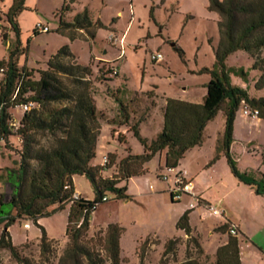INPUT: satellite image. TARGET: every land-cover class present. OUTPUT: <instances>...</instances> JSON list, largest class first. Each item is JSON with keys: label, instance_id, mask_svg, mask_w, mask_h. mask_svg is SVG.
Listing matches in <instances>:
<instances>
[{"label": "rangeland", "instance_id": "374dc122", "mask_svg": "<svg viewBox=\"0 0 264 264\" xmlns=\"http://www.w3.org/2000/svg\"><path fill=\"white\" fill-rule=\"evenodd\" d=\"M64 1L25 0V10L17 18L18 35L7 21L14 0H0V61L8 60L10 53L18 48L19 68L33 70V78L38 80V71H46L51 57L68 46L77 62L91 67L93 97L103 119L94 160L97 166L104 157L122 151L121 135L128 138L134 155L141 152L140 142L133 132H128L127 118L132 124H139L146 117L140 133L152 141L162 132L160 121L164 124L167 99L203 103L211 76L200 75L199 71L205 67L212 69L216 62L214 49L219 40L220 22L219 14L210 10L208 0H79L72 5V11L62 13ZM85 9L94 21L100 20L107 27L97 30L94 41L82 33L72 39L67 33L58 32L62 15L70 22ZM38 26L48 27L49 32L39 31ZM111 37L115 41H110ZM119 39H124L122 49ZM178 50L183 52L182 57ZM158 52L164 57L162 63L151 61V55ZM227 68L233 86L244 90L252 86L256 73L247 53L232 54ZM3 78L0 73V82ZM261 95L264 97V91ZM22 112V109L11 110L16 120ZM242 112L243 105L237 115ZM225 121V114L219 111L213 125L203 132L205 143L186 152L174 171L161 170L158 157L148 162L145 167L148 173L129 184L134 195L131 198L115 200L114 194L107 193L108 201L99 205L92 215L86 237L88 247L106 259L102 249L107 227L116 223L124 230L120 239V264H180L188 259L199 264H215L218 248L230 237L225 225L230 223L227 219L231 216L242 227L238 235L241 263L264 264V204L247 199V194L237 187L242 182L232 173L221 150ZM261 122V128L249 130L251 134L244 133V127L238 124L243 134L233 147L231 157L240 174L264 184V121ZM113 128L118 130L112 132ZM20 149L18 137H11L7 146L0 147V196L5 201L10 199L12 190L1 174H5V168L14 167L20 159L17 155ZM217 156L216 162L210 165ZM183 170L198 188L204 189L206 197L214 199L223 192L230 193L224 209L227 217L215 218L200 206L191 210L192 197L180 202L171 200L174 177ZM114 176L111 172L107 177ZM77 177L83 198L93 200L95 195L89 181ZM56 207H49L45 211L48 217L43 218L42 226L49 240L47 251L41 249L40 230L33 228L31 221L23 220L9 229L21 261L9 250H2L1 264H66V250L71 247L66 229H50L53 223L59 222L53 218ZM187 211H190L191 236L176 227ZM26 223L30 229L24 227ZM217 227H222L221 231ZM2 231L3 225L0 235ZM170 240H176L174 251L164 257L165 245Z\"/></svg>", "mask_w": 264, "mask_h": 264}, {"label": "trees", "instance_id": "16d2710c", "mask_svg": "<svg viewBox=\"0 0 264 264\" xmlns=\"http://www.w3.org/2000/svg\"><path fill=\"white\" fill-rule=\"evenodd\" d=\"M77 1L65 0L61 12L72 11V5ZM208 2L210 10L219 14L220 22L219 41L214 49L216 62L212 69L205 67L199 71L200 75L211 76L203 103L167 99L162 132L153 141L143 138L139 124H132L127 118L130 131L143 146L144 153L133 155L128 148V156L121 160L114 177H105L104 172L116 164V155L107 156L108 164L105 166L93 165L102 117L97 112L93 97L91 67L77 62L68 46L51 57L46 71H38V80L33 78V70L19 68L18 48L10 53L8 60L0 61V73L3 70L4 76L0 82V147L7 146L11 137H18L21 145V149L17 150L20 159L15 161L14 167L5 168V174H1L12 194L7 201L0 196V226L3 225L0 252L9 250L13 257L21 261L9 229L23 220L31 221L40 230L41 249L47 251V231L39 221L48 217L45 211L51 206H57L54 213L70 206L66 236L71 247L66 250V264H106L108 261L120 264L123 228L116 223L108 225L102 249L107 257L102 258L99 251L87 245L92 215L105 202L104 199L108 201L107 193L114 194L115 200L129 199L126 183L133 177L146 175V164L157 154L166 150V169H176L186 152L202 146L203 132L219 111H223L226 117L223 150L232 173L240 182L254 188L257 195L264 197V184L240 174L230 155L239 107L245 101L264 120V97H251L246 90L233 86L226 64L229 56L244 51L253 60L252 68L261 73L256 89H264V0ZM24 3L25 0H14L7 14L11 29L18 35L17 18L25 10ZM63 16L58 32L67 33L72 39L82 33L94 41L97 30L107 29L100 20L92 19L88 9L79 12L70 22L65 21ZM178 51L182 57L183 52ZM25 105L32 106L16 120L11 110ZM127 116L124 114V117ZM123 141L121 136L120 142ZM217 159L218 156L210 165ZM75 176H83L89 181L95 195L93 200L80 196L74 199ZM123 183L125 186H122ZM176 227L191 236L190 211L180 217ZM225 227L228 229L227 224ZM175 245L176 240L168 241L163 256L171 255ZM180 264L199 263L188 259ZM215 264H242L238 238L230 236L218 248Z\"/></svg>", "mask_w": 264, "mask_h": 264}, {"label": "crops", "instance_id": "0c3cea01", "mask_svg": "<svg viewBox=\"0 0 264 264\" xmlns=\"http://www.w3.org/2000/svg\"><path fill=\"white\" fill-rule=\"evenodd\" d=\"M219 41V40H218ZM216 42H217V40L214 42V44L216 45ZM217 45H218V43H217ZM263 56H264V54H263ZM230 57V56H229ZM228 57V58H229ZM251 59V58H250ZM228 60V59H227ZM251 62H252V66H253V60L251 59ZM226 64H227V61H226ZM253 69V68H252ZM253 71L256 73V76L253 78V80H252V86L251 87H248V89L246 90L249 94H250V96L251 97H254V98H262L263 96L261 95V92L262 91H264V89H262V90H257L256 89V83L258 82V80L260 79V76H261V73L258 71V70H254L253 69ZM178 100H181V99H178ZM191 103V102H190ZM195 104H202V103H195ZM16 110H19V109H16ZM16 110H13V111H16ZM163 113H164V111H163ZM23 114V113H22ZM103 120V119H102ZM146 121V117L144 118V119H142V120H139V130H141L142 129V124H143V122H145ZM261 121H264V120H262V119H260V118H256V119H253V118H247V117H245V116H243V115H237L236 114V119H235V123H234V141H233V143H232V147H231V149H230V155L231 156H233L232 155V150H233V147L235 146V144L238 142V140H239V138H240V135L241 134H243V132L245 133L246 131L248 132V134H251V130L253 129V128H261ZM130 122H132V120H130ZM101 124H102V122H101ZM163 123H162V120L160 121V126H161V129H163V126H164V124L162 125ZM238 124H241L244 128H243V132H240L239 131V129H238ZM211 125H213V120L211 121V122H209L208 123V125H207V127H206V129L208 128V127H210ZM118 129H116V128H113L112 129V132L113 131H117ZM250 130V131H249ZM128 132L130 133L131 131H130V127L128 126ZM122 137H124V141H123V143H121L122 144V147H123V149H122V151L121 152H117V153H115V154H112V155H116V164L113 166V168L112 169H110L109 171H107L108 173H106V172H104V176L105 177H107L108 175H109V173H111V172H113L114 174H116V170H117V167H118V165H119V163L121 162V160H123L124 158H126L127 156H128V152H127V149L129 148V149H131V147L129 146V143L127 142L128 141V138L126 137V136H124V135H121ZM157 138V137H156ZM155 140V139H154ZM204 140V139H203ZM153 141V140H152ZM203 143H205V140L203 141ZM120 144V145H121ZM249 145H251V144H253L252 142L251 143H248ZM199 147H201V146H197L196 148H199ZM219 149H220V147H219ZM221 150H223L222 148H221ZM140 153L139 154H137V155H141V154H143L144 153V148H143V146L140 144ZM219 152H220V150H219ZM131 153L133 154V151H132V149H131ZM223 153V152H222ZM166 154H167V151L165 150V151H163V152H161V153H159V154H157L154 158H156V157H158L159 158V162H160V164H161V170H163V168H166L165 167V162H166ZM220 154V153H219ZM224 154V153H223ZM134 155V154H133ZM185 157V156H184ZM95 160V159H94ZM93 165H95V166H97L95 163H94V161H93ZM100 166H102V163L100 164ZM146 167V166H145ZM175 170V169H174ZM174 170H172V171H174ZM180 173L181 174H184L185 175V177H186V179L188 180V181H192L193 182V190H194V193L198 196V197H200L201 198V202L197 205V206H200L201 208H203V210H206L207 211V205L208 204H213V205H217V206H220V208L222 207V210H224L225 209V204H226V201H227V199L231 196L230 195V193H227V192H223L222 193V195L220 196V197H218V198H209V197H206L207 196V193L204 191V189H201V188H198V186H196L195 185V183H194V181H193V179H191L190 178V176H189V173L186 171V170H183V171H180ZM145 175H143V176H140V177H133V178H131L129 181H128V183H126L127 184V188H128V192H127V194L130 196V198L132 197V196H134V195H132L131 194V190H130V182H132V181H137V179H140V178H142V177H144ZM162 176H164V175H162ZM80 178L81 179H83V178H85V177H83V176H80ZM165 178V177H164ZM77 179H78V177L77 176H75L74 177V188H75V193L76 194H78L80 197H83V195L81 194V192H80V190L78 189V187H77ZM86 179V178H85ZM87 180V179H86ZM243 185V186H242ZM242 185L241 184H239L237 187H238V189H241V191H243L244 193H246L245 195L247 196V199H249V200H253V201H255V202H260V201H262V202H260V203H263L264 204V197L263 196H260V195H257L256 194V192H255V190H254V188H252L251 186H248V185H245V184H243L242 183ZM245 187V188H244ZM89 200V199H88ZM228 208H229V206H228ZM69 209H70V206H67V207H65V209L63 210V211H60V212H58V213H56V215H54V220H57V219H59V222H57L56 224H52L51 225V230L52 231H54V230H64L65 231V229H66V225H67V222H68V215H69ZM196 209V208H195ZM227 210V209H226ZM208 212V211H207ZM192 215L193 214H191V222L193 221L192 220ZM224 216L225 217H227L228 215L226 214V212H225V210H224ZM230 218V219H229ZM228 222H230V223H232L233 225H235L236 224V226L238 227V230H239V233H241L242 231H241V229H242V227H241V225L239 224V223H236L237 221H234V219L231 217V216H228ZM44 220L43 219H41L40 221H39V224H41V225H44V222H43ZM60 221H62V224H60ZM240 222V221H239ZM192 224V223H191ZM32 225H33V223H32ZM33 228H34V225H33ZM29 229H30V227H29ZM48 229V228H47ZM217 229H219L218 227H217ZM11 230V229H10ZM56 232V231H55ZM222 245H224V244H222ZM221 245V246H222Z\"/></svg>", "mask_w": 264, "mask_h": 264}, {"label": "built area", "instance_id": "2783aa9c", "mask_svg": "<svg viewBox=\"0 0 264 264\" xmlns=\"http://www.w3.org/2000/svg\"><path fill=\"white\" fill-rule=\"evenodd\" d=\"M39 31L41 32H49V28L48 27H44V26H38ZM110 41H115V39L113 37L110 38ZM118 42L121 44V49L123 48V44H124V39H119ZM164 60V57L162 55V53H156L151 55V61H154L156 63H162ZM1 74L3 75V70H1ZM243 105V116L247 117V118H259V112L257 110H253L252 108L249 107V105L243 101L241 106ZM32 105H25L20 107V109L23 110L22 113H25L27 111L30 110ZM2 106H0V112H1ZM2 143V139L0 141V144ZM108 164V158L104 157L103 158V162H102V166H105ZM169 171H172L173 169H168ZM166 179V178H164ZM172 201L174 202H180L182 201L185 197H192L194 198V203H190L189 204V208L195 209L196 206L201 202V200L199 199V197H197V195L194 193L193 190V182L192 181H188L185 177L184 174L178 173L175 177H174V184L173 187L171 189V194H170ZM74 199H79V195L75 193L74 195ZM104 201L106 202L107 199H104ZM207 211L208 213L215 217V218H223L224 217V210H222L219 206L217 205H213V204H208L207 205ZM228 229H227V233L229 236L234 237V238H238L239 235V231L238 228L233 225L228 223L227 224ZM24 227L26 229H28L30 227V224L26 223L24 225Z\"/></svg>", "mask_w": 264, "mask_h": 264}]
</instances>
